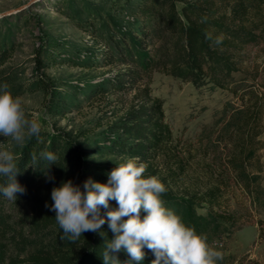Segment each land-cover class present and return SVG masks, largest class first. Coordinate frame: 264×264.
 Segmentation results:
<instances>
[{"label": "trees", "instance_id": "obj_1", "mask_svg": "<svg viewBox=\"0 0 264 264\" xmlns=\"http://www.w3.org/2000/svg\"><path fill=\"white\" fill-rule=\"evenodd\" d=\"M134 9L130 12L131 21H112L106 27V39L101 29L88 24L89 32L104 39L106 63L129 67L114 88L124 90L125 84H137L158 69L177 74L189 68L205 76L214 87L230 91L237 101L226 103L217 121L218 144L229 148V167L235 173V184L260 200L264 195L259 157L263 147L264 95L246 85V79L235 81L231 75L241 70V63L243 66L251 62L252 39L264 41V0H140ZM217 38H221L220 43H216ZM12 53L0 44V68ZM145 96V103L122 118L117 134L111 138V150L119 156L139 157V162L147 165L143 175H155L164 181L169 180L161 176V169L175 164L174 169L169 168L168 177L177 184L186 173L188 162L178 160L171 150L174 135L166 121L164 103L150 98L149 93L145 92ZM7 139L0 135V145H6ZM45 150L58 156L48 170L51 179L45 174L47 162L40 160L37 164L33 159ZM78 151L65 135L40 131L38 136L28 137L15 154L21 170L17 179L26 191L17 193L16 201L0 195V264H104L102 253L115 235L107 221L101 226L102 234L85 231L71 242L62 239L63 230L50 208L53 187L69 179L82 186L87 179L86 172L73 169L80 164ZM113 168L107 166L92 176L97 181L108 180ZM212 168L210 180L216 175L217 184L178 194L169 183L161 196L167 207L207 236L211 247L222 251L220 264H236V258L225 248L237 223L235 214L226 212L222 204L227 179L222 180L221 171L216 174ZM201 205H206L205 214L197 211ZM110 206L116 207V201H110ZM105 213L106 209H102ZM145 253L144 260L137 264H151L155 259L151 249L145 248ZM117 255L122 264L130 259L124 250Z\"/></svg>", "mask_w": 264, "mask_h": 264}, {"label": "rangeland", "instance_id": "obj_2", "mask_svg": "<svg viewBox=\"0 0 264 264\" xmlns=\"http://www.w3.org/2000/svg\"><path fill=\"white\" fill-rule=\"evenodd\" d=\"M137 1L0 0V44L13 50L0 68V84L7 83L13 94L25 101L26 115L40 122L41 131L61 133L70 139L80 158L73 169L86 172L87 179L94 180L96 171L128 159L115 154L110 145L125 114L147 101L145 92L160 99L174 135L171 150L188 165L177 184L168 177L169 168L174 169L175 164L161 169V176L169 181L159 179L182 194L217 184L216 175L210 180L211 166L216 174L221 171L222 180L227 179L222 204L237 221L225 242L227 253L236 258V264H264V195L255 200L235 184L229 148L218 144L217 121L225 104L237 101L233 94L214 87L189 68L177 74L158 69L137 84H123L124 90L114 88L129 67L106 63L104 39L89 32L88 24L101 29L106 39V27L112 21H131L130 12ZM249 59L251 62L241 63V70L231 77L235 81L246 79V85L264 95V41L252 39ZM27 140L17 144L8 137L0 150L16 154ZM261 140L264 190V131ZM205 208L201 205L198 213L205 214Z\"/></svg>", "mask_w": 264, "mask_h": 264}, {"label": "clouds", "instance_id": "obj_3", "mask_svg": "<svg viewBox=\"0 0 264 264\" xmlns=\"http://www.w3.org/2000/svg\"><path fill=\"white\" fill-rule=\"evenodd\" d=\"M40 131V122L26 115L25 101L7 83L0 84V135L22 144ZM33 159L37 164L46 161L44 172L53 178L48 170L58 159L55 152L45 150ZM146 169L139 157H130L108 173L107 182L89 177L82 186L69 179L53 187L50 208L63 230L62 239L74 242L85 231L101 233L107 221L115 235L102 253L104 264H122L117 255L120 250L130 257L123 264H137L144 260L145 248L155 255L151 264H220L222 251L211 247L205 234L166 206L161 196L167 191L165 184L155 175H143ZM19 172L15 154L0 150V195L16 201L17 193L26 191L17 179ZM112 200L116 207L110 206Z\"/></svg>", "mask_w": 264, "mask_h": 264}]
</instances>
